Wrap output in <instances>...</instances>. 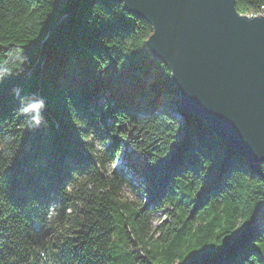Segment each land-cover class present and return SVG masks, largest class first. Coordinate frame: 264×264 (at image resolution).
Here are the masks:
<instances>
[{
	"label": "trees",
	"instance_id": "1",
	"mask_svg": "<svg viewBox=\"0 0 264 264\" xmlns=\"http://www.w3.org/2000/svg\"><path fill=\"white\" fill-rule=\"evenodd\" d=\"M151 32L112 0H0V264H264V162L182 108Z\"/></svg>",
	"mask_w": 264,
	"mask_h": 264
},
{
	"label": "water",
	"instance_id": "2",
	"mask_svg": "<svg viewBox=\"0 0 264 264\" xmlns=\"http://www.w3.org/2000/svg\"><path fill=\"white\" fill-rule=\"evenodd\" d=\"M147 20L148 50L170 69L185 111L225 143L264 162V9L236 0H112Z\"/></svg>",
	"mask_w": 264,
	"mask_h": 264
},
{
	"label": "rangeland",
	"instance_id": "3",
	"mask_svg": "<svg viewBox=\"0 0 264 264\" xmlns=\"http://www.w3.org/2000/svg\"><path fill=\"white\" fill-rule=\"evenodd\" d=\"M127 149H129V148L127 147ZM120 150L122 151V154H120V157L118 158L116 165H118L120 161L123 162L125 159H128L126 161L132 162L133 158H137V157L141 158V156L137 152H133L132 154H130V157H127V154H126L127 151L124 148H120ZM133 170H134V168H129V171H127L126 172L127 174L126 173L125 174L127 177H131L132 174L133 175L135 174V176H133V179H135V178L137 179L138 176L136 177V173H132ZM131 179H132V177H131ZM127 193L132 195L130 188L127 190Z\"/></svg>",
	"mask_w": 264,
	"mask_h": 264
}]
</instances>
